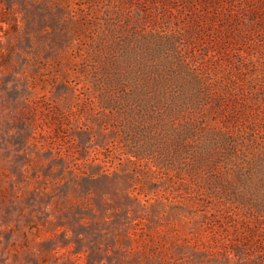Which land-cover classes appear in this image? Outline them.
I'll return each mask as SVG.
<instances>
[{
    "label": "rangeland",
    "instance_id": "374dc122",
    "mask_svg": "<svg viewBox=\"0 0 264 264\" xmlns=\"http://www.w3.org/2000/svg\"><path fill=\"white\" fill-rule=\"evenodd\" d=\"M0 264H264V0H0Z\"/></svg>",
    "mask_w": 264,
    "mask_h": 264
}]
</instances>
